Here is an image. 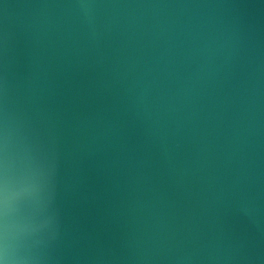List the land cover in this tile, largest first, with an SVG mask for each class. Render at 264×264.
Wrapping results in <instances>:
<instances>
[{"label": "water", "instance_id": "1", "mask_svg": "<svg viewBox=\"0 0 264 264\" xmlns=\"http://www.w3.org/2000/svg\"><path fill=\"white\" fill-rule=\"evenodd\" d=\"M0 264H264V0H0Z\"/></svg>", "mask_w": 264, "mask_h": 264}]
</instances>
